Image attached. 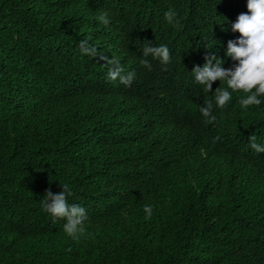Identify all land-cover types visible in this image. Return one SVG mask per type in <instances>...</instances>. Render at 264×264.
Segmentation results:
<instances>
[{
    "label": "trees",
    "instance_id": "1",
    "mask_svg": "<svg viewBox=\"0 0 264 264\" xmlns=\"http://www.w3.org/2000/svg\"><path fill=\"white\" fill-rule=\"evenodd\" d=\"M247 2L0 0V264H264L262 156L243 149L264 134V103L242 109L233 92L221 109L206 94L216 119L194 125L181 99L204 97L189 61L241 38ZM81 40L116 52L131 86ZM150 42L183 51L176 83L172 60L143 55ZM62 184L86 210L78 239L41 205Z\"/></svg>",
    "mask_w": 264,
    "mask_h": 264
},
{
    "label": "clouds",
    "instance_id": "2",
    "mask_svg": "<svg viewBox=\"0 0 264 264\" xmlns=\"http://www.w3.org/2000/svg\"><path fill=\"white\" fill-rule=\"evenodd\" d=\"M247 7L249 14H240L237 22L232 25L233 32H239L241 38L239 40L233 38L226 40L220 47H216L215 51L205 57H192L189 61V81L193 86L199 88L204 97L199 99L195 96H184V100L188 111H196V121L204 116L206 121H214L216 117L212 115L213 100H206L205 95H214V102L217 108H225L228 102L232 99L233 92H241L239 104L242 109H247L250 106H260L264 103L261 99L264 96V0H248ZM107 12H102L98 16V20L108 25L110 20ZM176 18V13L169 10L165 13V19L168 23H173ZM179 26V22L176 21ZM70 28V27H69ZM68 28V29H69ZM73 29H70L64 41L71 39ZM83 55L97 58L98 49L89 44L88 40H81L78 45ZM110 59L104 56H99L107 61L108 68L107 78L110 81L119 79L120 83L131 86L135 73L131 72L121 65L119 55L111 50H106L105 53ZM183 51L175 47L159 45L150 42L146 43L143 49V55L146 57L151 55L154 59L159 60L163 64H167L172 60V74L175 78V83L179 79ZM141 64L151 70V64L148 60H142ZM175 85V84H174ZM173 85V88H174ZM204 89V90H203ZM132 125H136L133 120ZM187 127H183V134H186ZM153 130V128L151 129ZM150 126L148 123V134ZM220 140V137H214L213 142ZM251 148L244 149L247 155L256 153L262 158L257 160V165L262 169L264 175V146L257 144L256 140L264 142V134L249 136ZM256 164L246 158L240 160ZM261 175V174H260ZM262 177V175H261ZM263 178V177H262ZM63 191L53 195L51 189L47 190L44 199L41 201L42 208L45 212L51 214L57 219H66L63 230L72 239H78L79 235L85 232L84 221L87 219L86 210L78 204H69L68 197L72 194L71 189L67 184H62ZM145 212L150 218L152 209L145 205Z\"/></svg>",
    "mask_w": 264,
    "mask_h": 264
}]
</instances>
